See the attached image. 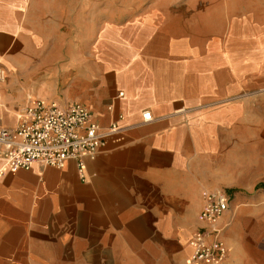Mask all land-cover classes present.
Segmentation results:
<instances>
[{
    "label": "crops",
    "instance_id": "obj_1",
    "mask_svg": "<svg viewBox=\"0 0 264 264\" xmlns=\"http://www.w3.org/2000/svg\"><path fill=\"white\" fill-rule=\"evenodd\" d=\"M0 71V130L45 99L124 131L3 170L0 264H188L217 191L220 264H264V0H0Z\"/></svg>",
    "mask_w": 264,
    "mask_h": 264
},
{
    "label": "built area",
    "instance_id": "obj_2",
    "mask_svg": "<svg viewBox=\"0 0 264 264\" xmlns=\"http://www.w3.org/2000/svg\"><path fill=\"white\" fill-rule=\"evenodd\" d=\"M0 79H5L0 71ZM122 93L118 94L120 97ZM14 128L0 130V177L3 170L28 171L33 165L64 169L72 161L81 176L83 161L105 153L107 143L118 145L124 131L117 122L105 129L91 112L79 103L60 105L45 99H28ZM144 122L151 114L144 113ZM229 196L224 191L204 192L202 210L198 215L201 226L189 240L188 264H220L227 258V248L220 238L219 218L229 209Z\"/></svg>",
    "mask_w": 264,
    "mask_h": 264
},
{
    "label": "rangeland",
    "instance_id": "obj_3",
    "mask_svg": "<svg viewBox=\"0 0 264 264\" xmlns=\"http://www.w3.org/2000/svg\"><path fill=\"white\" fill-rule=\"evenodd\" d=\"M2 72V71H1Z\"/></svg>",
    "mask_w": 264,
    "mask_h": 264
}]
</instances>
